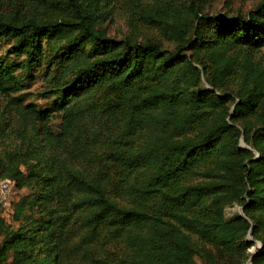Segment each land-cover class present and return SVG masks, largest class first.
<instances>
[{
    "label": "trees",
    "instance_id": "obj_1",
    "mask_svg": "<svg viewBox=\"0 0 264 264\" xmlns=\"http://www.w3.org/2000/svg\"><path fill=\"white\" fill-rule=\"evenodd\" d=\"M117 13L131 28L120 38L102 26ZM3 39L0 177L27 192L16 227L0 206V264H198L200 250L220 264L209 246L264 264V0L219 14L181 0H6ZM43 63L54 99L39 108L22 75ZM233 204L243 214L226 216Z\"/></svg>",
    "mask_w": 264,
    "mask_h": 264
},
{
    "label": "rangeland",
    "instance_id": "obj_2",
    "mask_svg": "<svg viewBox=\"0 0 264 264\" xmlns=\"http://www.w3.org/2000/svg\"><path fill=\"white\" fill-rule=\"evenodd\" d=\"M5 1H1L2 3L0 4H4ZM192 1H194V3L197 6L201 7L206 13L219 14L237 12L247 13L249 10L253 9L261 0H181V2L186 4H191ZM102 26L105 28L108 35L116 38H120L124 35L130 34L131 30L130 25L127 21V17L123 14L118 13L114 15L111 19H109L107 22H105ZM143 33L145 34V36H154L155 39L161 41V43L165 47H172V44L166 41L163 36L158 35L157 31L151 29H144ZM11 44L12 40H1L0 55L8 57V49L10 48ZM261 54V56L264 55V48L262 49ZM46 70V65L43 63L41 66H38L35 68V70L31 71L33 77H27L25 73L22 75L23 77H25L24 83L26 87L23 92L26 102H34L39 106V108L50 106L52 100L54 99L52 96H44L45 90L49 89V80L46 76ZM7 103L8 99L0 95V116L2 115L3 111L6 112L8 110ZM59 122V119H57L53 121V125L56 127ZM7 141L8 140L5 141V145L9 146L10 144ZM241 142L243 145L245 144L243 139L241 140ZM16 190L17 191L14 194V200L12 202V205L2 211V214L7 223H9V226L13 227L17 226L16 222L13 219L14 205L18 201V199L27 192L25 189L20 190L16 188ZM241 209L242 207L239 204L228 205L225 208L226 216L229 217L232 216L234 213H241ZM7 232V228H3L0 230V244L4 240V237ZM247 238L253 239L251 232L249 233ZM261 246V242L256 241L254 245L248 248V252H254ZM209 250L215 254L220 264H234V259L232 256H225L219 254L217 250L212 246H209ZM195 258L198 264H208L204 254L201 253V250L197 253ZM245 264H251V258L246 259Z\"/></svg>",
    "mask_w": 264,
    "mask_h": 264
},
{
    "label": "built area",
    "instance_id": "obj_3",
    "mask_svg": "<svg viewBox=\"0 0 264 264\" xmlns=\"http://www.w3.org/2000/svg\"><path fill=\"white\" fill-rule=\"evenodd\" d=\"M16 191L14 180L10 178L0 179V206L2 208L6 209L12 205Z\"/></svg>",
    "mask_w": 264,
    "mask_h": 264
},
{
    "label": "water",
    "instance_id": "obj_4",
    "mask_svg": "<svg viewBox=\"0 0 264 264\" xmlns=\"http://www.w3.org/2000/svg\"><path fill=\"white\" fill-rule=\"evenodd\" d=\"M241 213L243 214V208L241 209Z\"/></svg>",
    "mask_w": 264,
    "mask_h": 264
}]
</instances>
